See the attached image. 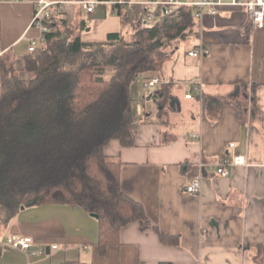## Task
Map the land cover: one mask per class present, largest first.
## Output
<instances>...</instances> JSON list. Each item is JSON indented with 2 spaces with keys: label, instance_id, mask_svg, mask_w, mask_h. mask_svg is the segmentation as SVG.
Masks as SVG:
<instances>
[{
  "label": "crops",
  "instance_id": "obj_1",
  "mask_svg": "<svg viewBox=\"0 0 264 264\" xmlns=\"http://www.w3.org/2000/svg\"><path fill=\"white\" fill-rule=\"evenodd\" d=\"M39 1L0 0V57L10 58L22 79L30 76L31 42L39 48L44 37L33 24ZM46 1L63 11L71 38L94 44L112 33L130 37L113 0H100L92 13L81 0ZM200 45L207 55H188ZM144 76L130 90L132 144L112 139L104 151L121 162L123 191L143 205L147 220L124 226L101 254L99 220L80 205L28 206L12 220L0 213L2 264H264V27L242 6L220 5L214 15L204 9L194 36L160 75L172 97L164 112L146 97L152 91ZM238 155L246 162L219 175L221 160ZM197 176L201 191L186 193ZM14 234L33 237L36 254L6 245Z\"/></svg>",
  "mask_w": 264,
  "mask_h": 264
},
{
  "label": "trees",
  "instance_id": "obj_2",
  "mask_svg": "<svg viewBox=\"0 0 264 264\" xmlns=\"http://www.w3.org/2000/svg\"><path fill=\"white\" fill-rule=\"evenodd\" d=\"M53 13L44 20L40 47L26 57L29 78L18 77L14 62L0 57V213L12 220L23 206L80 205L99 215V250L105 254L124 226L147 217L123 191L121 162L104 148L112 139L132 144L131 86L142 74L145 82L160 77L166 61L196 33L200 16L195 7L165 14L161 7L118 4L130 37L112 33L91 44L71 38L63 11ZM98 51L106 53L102 63L94 58ZM84 55L93 62L77 64ZM161 80L146 97L164 112L172 97L170 84Z\"/></svg>",
  "mask_w": 264,
  "mask_h": 264
},
{
  "label": "built area",
  "instance_id": "obj_3",
  "mask_svg": "<svg viewBox=\"0 0 264 264\" xmlns=\"http://www.w3.org/2000/svg\"><path fill=\"white\" fill-rule=\"evenodd\" d=\"M113 1L117 4H133L132 2L126 0ZM80 2L84 5L88 13H92L96 5L102 3V1L100 0H81ZM54 4L55 3L53 2L40 0L36 5L33 24L39 27L43 32L48 29L44 24V20L54 15L52 11V7ZM143 4L150 6L152 10H155L157 7H161L165 14H170L176 8H179L181 6L195 7L199 12V16L202 14V11L204 9H207L208 13L214 15L217 13L220 5H237L242 6L247 10L251 22L254 26L259 28L264 27V0H148ZM153 19L154 14L150 13L148 16V20ZM38 46L39 43L36 40H33L29 47V51H36ZM208 52L209 50L207 47L200 45L190 50L188 52V55L192 57H203L207 55ZM161 84L162 80L160 79V77L155 76L146 83V87L149 89V91H153ZM199 86L202 87V85ZM199 86H195L194 88L199 89ZM187 97H192V94H188ZM234 146V144H231V147ZM245 162V158L240 155L234 156L233 158L224 157L218 167V173L219 175L224 177L228 176L230 173L231 165L244 164ZM184 188L185 192L188 194H198L202 188L201 177H195L190 182H188L184 186ZM34 242L35 241L31 236L14 234L6 239L5 244L16 249L28 251L30 254L34 255L36 253L31 251ZM53 248H57V246L55 245ZM41 252H44L43 248Z\"/></svg>",
  "mask_w": 264,
  "mask_h": 264
},
{
  "label": "rangeland",
  "instance_id": "obj_4",
  "mask_svg": "<svg viewBox=\"0 0 264 264\" xmlns=\"http://www.w3.org/2000/svg\"><path fill=\"white\" fill-rule=\"evenodd\" d=\"M190 44H191V42H190ZM188 45H189L188 43L187 44L184 43V46H182V47L185 49L186 46H188ZM108 53H109V51H108ZM96 54H97L96 55L97 57H94V58H95L97 63H102V62H104L106 60V53L104 51L103 52L98 51V52H96ZM87 57H88L87 55L81 56V58L76 63L77 64L82 63V62L83 63L84 62H88V63L91 62L92 63L93 62L92 59H88ZM106 68L108 69L106 77L110 78L112 76V69L110 67H107V66H106Z\"/></svg>",
  "mask_w": 264,
  "mask_h": 264
},
{
  "label": "water",
  "instance_id": "obj_5",
  "mask_svg": "<svg viewBox=\"0 0 264 264\" xmlns=\"http://www.w3.org/2000/svg\"><path fill=\"white\" fill-rule=\"evenodd\" d=\"M22 209H25V207L23 206ZM91 215L94 216V217H96V218H99V215L96 214V213H92Z\"/></svg>",
  "mask_w": 264,
  "mask_h": 264
}]
</instances>
